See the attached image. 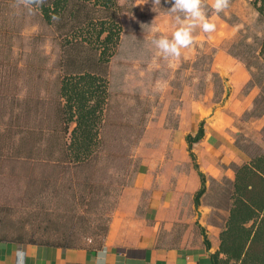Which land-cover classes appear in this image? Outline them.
Here are the masks:
<instances>
[{"label": "rangeland", "instance_id": "obj_1", "mask_svg": "<svg viewBox=\"0 0 264 264\" xmlns=\"http://www.w3.org/2000/svg\"><path fill=\"white\" fill-rule=\"evenodd\" d=\"M78 1L67 0L59 23L49 21L41 9L28 14L25 42L15 0H0L5 39L18 47L22 43L16 56L0 60V239L17 241L35 235L38 241L97 246L96 239L103 235L105 222L130 181L135 164L131 155L154 111L150 106L163 97L161 92L156 98L152 89L164 91L172 86L171 96L177 99L189 89L199 96L209 79L216 83L218 92L222 88L211 72L216 50L205 39L195 40L194 58L175 62L169 74L149 70L151 56H158L152 38L171 37L176 27L167 11L171 4L161 0V5L154 7L152 0H117L123 31L108 66V106L100 133L99 165L73 170L59 164L60 145L64 138H70V134H61L62 78L87 69L95 57L74 43L72 31L88 20L107 15L92 3L79 6ZM205 2L208 17L222 19L236 30L223 47L244 62L251 79L259 77L254 86L261 100L244 118L257 116L264 111V62L260 55L264 18L252 0H231L230 7L219 15L211 10V0ZM153 28L158 31L154 33ZM82 62L87 66H79ZM219 100L217 94L214 101ZM254 141L246 145L254 148ZM210 200L224 203L223 199Z\"/></svg>", "mask_w": 264, "mask_h": 264}, {"label": "crops", "instance_id": "obj_2", "mask_svg": "<svg viewBox=\"0 0 264 264\" xmlns=\"http://www.w3.org/2000/svg\"><path fill=\"white\" fill-rule=\"evenodd\" d=\"M18 12L20 35H26L27 42L28 13L22 8ZM209 19L216 30L209 34L198 29L195 40L205 39L215 48L211 72L222 79L223 87L219 93L209 79L199 96L189 89L177 99L171 96L172 86L164 91L152 89L156 98L161 92L163 97L150 106L154 111L131 155L135 164L130 181L118 196L103 245L70 248L0 240V264H15L18 245L27 250V264H92L97 249L105 246L109 264H212L211 255L220 249V235L229 217L236 169L252 161L246 143L255 140L264 148V113L244 118L260 92L247 87L248 68L223 47L236 30L222 19ZM5 29L0 22L1 61L22 50V43L18 47L5 39ZM193 46L182 50L179 60L152 55L149 70L169 74L175 62L194 58ZM217 94L221 100L214 101ZM201 123L204 137L193 145L192 157L187 136L194 137ZM200 173L206 189L197 205Z\"/></svg>", "mask_w": 264, "mask_h": 264}, {"label": "trees", "instance_id": "obj_3", "mask_svg": "<svg viewBox=\"0 0 264 264\" xmlns=\"http://www.w3.org/2000/svg\"><path fill=\"white\" fill-rule=\"evenodd\" d=\"M66 2L67 0H53L52 4H45L41 11L50 21L53 14L61 16ZM78 2L79 6L92 3L95 8L107 15L101 19L88 20L83 27L75 26L72 31L73 36L76 37L74 43H80L83 49L95 56L94 61L87 69H78L74 71L75 73L64 76L61 81L60 96L64 101L60 107L61 134L63 137L70 134V138L63 139L60 145L62 156L58 160L59 164L73 170L88 167L95 169L99 165V151L102 147L100 133L106 106H108V66L119 47L123 31L118 19L120 6L117 0H79ZM252 4L259 15L264 18V0H252ZM73 16L77 17L74 13ZM260 55L264 62V43ZM79 66L86 67L87 65L82 62ZM214 75L218 77L220 86L223 87L222 79L217 74ZM255 82H259L257 75L252 77L247 87H255ZM259 84L261 83L257 85ZM260 100L261 95L259 94L255 99L253 110L257 108ZM263 113L264 111L258 115L261 116ZM72 124L74 126L71 128ZM204 126V123H201L194 137L187 136L192 157H194L193 145L204 137ZM248 152L252 161L236 169V181L229 196V217L220 235V249L211 255L212 264H264V148L258 145L254 148L248 146ZM200 175L202 188L196 195L197 205L206 189V179L202 173ZM110 219L111 215L105 222L103 235L96 239L98 245L94 248L103 245ZM20 241L50 246L77 247L72 246L70 242L38 241L35 235L29 239L17 240V242ZM205 241L206 245L210 246L207 238Z\"/></svg>", "mask_w": 264, "mask_h": 264}, {"label": "clouds", "instance_id": "obj_4", "mask_svg": "<svg viewBox=\"0 0 264 264\" xmlns=\"http://www.w3.org/2000/svg\"><path fill=\"white\" fill-rule=\"evenodd\" d=\"M171 4L167 9L168 14L174 17L175 29L171 37L166 35L154 36L151 44L157 49V55L164 59L179 60L182 50L192 47L195 43L194 33L199 28L204 33H212L216 30V25L208 17L209 5L205 0H166ZM48 0H15L14 7L22 8L29 15H34L42 9ZM154 7L161 5V0H152ZM139 4V3H138ZM231 5V0H211V10L219 15L227 10ZM54 23H59L61 17L53 15ZM155 33L158 29L153 28ZM15 264H27L28 253L23 245H18L15 250ZM92 264H109V249L107 246L97 249Z\"/></svg>", "mask_w": 264, "mask_h": 264}]
</instances>
